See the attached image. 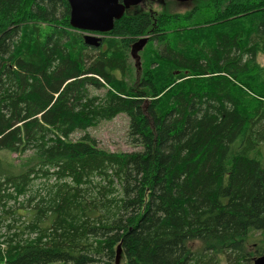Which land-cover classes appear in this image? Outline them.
I'll return each instance as SVG.
<instances>
[{
  "label": "trees",
  "instance_id": "1",
  "mask_svg": "<svg viewBox=\"0 0 264 264\" xmlns=\"http://www.w3.org/2000/svg\"><path fill=\"white\" fill-rule=\"evenodd\" d=\"M129 9L99 50L71 26L68 0H0V152L29 153L20 164L0 156V264H251L262 254L248 238L264 233V0ZM151 34L131 84L129 51ZM120 113L141 150L71 138ZM39 176L57 181L30 198Z\"/></svg>",
  "mask_w": 264,
  "mask_h": 264
},
{
  "label": "rangeland",
  "instance_id": "2",
  "mask_svg": "<svg viewBox=\"0 0 264 264\" xmlns=\"http://www.w3.org/2000/svg\"><path fill=\"white\" fill-rule=\"evenodd\" d=\"M199 1L201 0H188V1H175V0H141L137 5L131 6L129 9V12L135 13L140 11H146L150 12L152 15L155 13H162L163 11H169L173 13H182L186 11H190L194 6H196ZM211 16L208 14L206 17ZM148 38L151 35H146ZM104 37V36H103ZM105 38V37H104ZM111 37H108L106 39H110ZM136 41V40H135ZM134 41V42H135ZM133 42V43H134ZM131 43V45L133 44ZM154 45L160 50V45L158 44L157 40H153ZM147 45H150V42L144 46V49L140 51V66L142 69V65L145 66L146 63H144L145 58L147 56L145 55V50H147ZM98 47L99 50L108 49L107 48V41L103 40L101 41V44ZM131 50V47H130ZM257 62L264 66V52L260 51L257 54ZM129 61L132 64V66L136 62L135 56L132 57L131 51H129ZM143 72V71H142ZM141 72V73H142ZM141 73L137 71L136 67L133 66L132 68V79L130 76L127 77V81H129L131 84H135L134 77L135 76H141ZM118 77L121 78L120 74H118ZM105 89L103 90H97L94 88H91V92L93 94H104ZM129 116L126 113H120L117 116H115L111 120H103L99 124L95 126H90L86 130H77L71 135V138L73 140H79L83 136H88L91 139H94L98 145L99 148L108 151V152H133V151H139L142 149L140 144H133L130 140L129 136ZM262 153L264 156V146L262 147ZM29 153H9L6 151H1L0 156L3 157L5 160L12 162L13 164H20L22 163L23 159L26 157ZM20 167V166H19ZM51 173V170L49 171ZM57 180L54 176L51 178H42L41 176L36 177L32 181V184H30L28 189V196L33 198H39L41 196L47 195L48 192V186ZM26 196V198H28ZM20 199H24L21 197ZM30 200L26 203V206L32 205L34 203V200ZM26 202V200H23ZM14 207H18V201H11L10 202ZM28 204V205H27ZM21 210V209H20ZM18 217V216H17ZM21 219V218H20ZM23 220V219H22ZM7 221L2 222L0 220V239H2L3 229L2 226L6 225ZM262 245L264 247V233L260 232H251L248 238V250H252L254 247ZM264 254V249L261 255ZM255 255L251 258V264H254V259L257 258ZM122 260V259H121ZM50 264H73L71 262H54ZM90 264H98V263H90Z\"/></svg>",
  "mask_w": 264,
  "mask_h": 264
},
{
  "label": "water",
  "instance_id": "3",
  "mask_svg": "<svg viewBox=\"0 0 264 264\" xmlns=\"http://www.w3.org/2000/svg\"><path fill=\"white\" fill-rule=\"evenodd\" d=\"M141 0H68L70 4V24L78 30L87 31L84 40L88 45L99 46L103 38L94 33H106L114 28L115 21L120 19L131 6ZM188 1V0H179ZM148 36L141 37L133 44L132 56L137 65L140 62L139 51L148 42ZM254 264H264V254L256 256Z\"/></svg>",
  "mask_w": 264,
  "mask_h": 264
},
{
  "label": "flooded vegetation",
  "instance_id": "4",
  "mask_svg": "<svg viewBox=\"0 0 264 264\" xmlns=\"http://www.w3.org/2000/svg\"><path fill=\"white\" fill-rule=\"evenodd\" d=\"M97 35H99V36H101L102 38H103V40H104V33H96Z\"/></svg>",
  "mask_w": 264,
  "mask_h": 264
}]
</instances>
